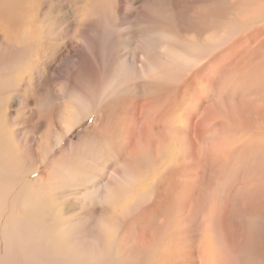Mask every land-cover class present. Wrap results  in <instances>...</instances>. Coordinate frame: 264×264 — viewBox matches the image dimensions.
I'll return each mask as SVG.
<instances>
[{
    "label": "rangeland",
    "instance_id": "rangeland-1",
    "mask_svg": "<svg viewBox=\"0 0 264 264\" xmlns=\"http://www.w3.org/2000/svg\"><path fill=\"white\" fill-rule=\"evenodd\" d=\"M263 36L264 0H0V167L16 187H35L22 204L16 196L10 205L0 201V264H139L141 248L152 244L148 264H202L187 259L188 251L198 258L208 235L202 198L181 220L178 186L190 181L194 194L235 206L241 196L221 194L236 190L249 170L264 172V145L229 132L221 157L198 150V160L186 163L178 133L195 108L194 93L231 107L229 117L253 115L252 98L264 95ZM208 136L217 137L216 126ZM128 139H136L144 161L153 160L148 176L132 168L141 163L124 150ZM151 142L162 144L156 159ZM219 160L227 167L221 176ZM242 213L232 218L244 231L240 257L248 262L264 211ZM51 224L65 237L48 251L40 243Z\"/></svg>",
    "mask_w": 264,
    "mask_h": 264
},
{
    "label": "bare ground",
    "instance_id": "bare-ground-1",
    "mask_svg": "<svg viewBox=\"0 0 264 264\" xmlns=\"http://www.w3.org/2000/svg\"><path fill=\"white\" fill-rule=\"evenodd\" d=\"M227 7V6H226ZM230 7V6H229ZM219 14V13H218ZM262 20V19H261ZM15 25V24H14ZM239 25V24H238ZM248 26V25H247ZM255 26V25H254ZM253 27V25H252ZM259 27V26H258ZM249 29V27H248ZM187 30V29H186ZM258 34V33H257ZM253 35V34H252ZM246 36H244L245 38ZM264 37V36H263ZM243 37H241L242 39ZM243 38V39H244ZM249 38V37H247ZM233 41V40H232ZM245 41V40H244ZM228 42V41H227ZM257 42V41H256ZM260 42V41H259ZM235 43V42H234ZM246 43V42H245ZM233 44V43H232ZM240 44V43H239ZM210 45V44H209ZM238 45V44H237ZM237 45L235 48H237ZM242 45V44H241ZM256 45V44H255ZM212 46V45H211ZM227 46V45H226ZM263 46V45H262ZM219 47V46H218ZM257 47V46H256ZM212 48V47H211ZM234 48V49H235ZM229 49V48H228ZM226 49V50H228ZM231 49V48H230ZM232 48V50H234ZM219 50V49H218ZM237 50V49H236ZM233 52V51H232ZM243 52V51H242ZM257 52V51H256ZM250 55V54H249ZM204 57V56H203ZM212 59V58H211ZM214 60V59H213ZM206 62V61H205ZM212 62V61H210ZM209 62V63H210ZM215 63V62H214ZM216 65V64H215ZM220 65V64H218ZM247 65V64H246ZM243 67V66H242ZM240 69V68H239ZM248 72V71H247ZM190 73V72H189ZM222 73V72H221ZM204 75V74H203ZM204 77V76H202ZM241 78V77H240ZM254 79V78H253ZM248 80V79H247ZM249 81V80H248ZM209 81H206L208 83ZM261 85V84H260ZM262 86V85H261ZM206 89V88H205ZM261 90V89H260ZM259 93V92H258ZM195 97V108L190 110L187 113V127L186 130L180 129V132L178 133V140L182 144L183 147V155L188 154V156H185L186 163H195L198 158H197V151L201 150L203 152L209 151V149L213 150L215 149L217 155L216 157H221V150L220 148H226L229 147V142L225 144L224 146H220L221 143V138L225 135V133L233 132L237 133L239 131V137H246L244 141H249L253 140L254 142H260L264 145V95H258L257 92L256 94L258 95L257 98H252V102H255V104H250L251 105H256L255 108L250 109L253 112V115L248 116L247 118H234V117H229L228 111H232L233 109H230L231 107H225L222 108L220 102L211 105V104H206L205 101L201 100L198 97V93ZM260 94V93H259ZM229 97V96H228ZM234 98V97H233ZM164 101L163 99H161ZM251 98L249 99L248 102L252 103ZM247 101V100H245ZM245 101L243 103H245ZM165 102V101H164ZM163 102V104H164ZM242 103V104H243ZM247 103V102H246ZM166 104V102H165ZM164 104V105H165ZM241 104V105H242ZM249 104V103H248ZM240 105V104H239ZM245 105V104H243ZM241 106L240 108L244 111L243 107ZM237 106V105H236ZM145 112L150 115L152 113V110L148 106V104L143 105ZM165 107V106H164ZM155 109V108H154ZM239 108H237L238 110ZM240 109V110H241ZM162 110V109H161ZM160 109L155 112H160ZM241 110V111H242ZM248 110V109H247ZM245 114H247L245 112ZM77 115V114H76ZM244 115V114H243ZM136 116V115H135ZM65 117V116H64ZM129 121H131V117ZM70 119V118H69ZM134 119V118H133ZM73 120V119H72ZM78 121V120H77ZM71 122V121H70ZM128 123V122H127ZM139 123V122H138ZM66 124V123H65ZM130 124V123H129ZM68 125V124H66ZM162 125V124H161ZM128 126V125H127ZM155 128L162 129L159 124L153 125ZM212 126H216L217 128V137L211 138L208 136V133L211 129ZM73 129V128H72ZM71 129V131H72ZM123 130V129H122ZM128 130V129H127ZM126 130V131H127ZM68 131V130H67ZM178 131V130H177ZM189 131L193 132V136L189 134ZM195 132V133H194ZM64 133V132H62ZM158 133V132H157ZM155 133V134H157ZM232 133V134H233ZM59 134V133H58ZM126 134V133H125ZM163 135V134H162ZM238 135V134H237ZM59 137V135H58ZM150 135L146 134L145 140L149 139ZM152 137V136H151ZM165 138V136H164ZM63 139V138H62ZM163 139V138H162ZM161 139V140H162ZM230 139V138H229ZM156 139L154 138L155 141ZM160 140V141H161ZM59 141V138H58ZM129 143L127 144V147H125L124 150L127 152L131 153V160L133 162H140L141 164H132V168H138L139 169V174L142 176L147 175V165L149 162H153V160H146L144 161V155L141 157V155H137L135 151L136 148V139H128ZM139 142V140H137ZM142 142V141H140ZM166 142V141H165ZM171 142V141H170ZM174 142V141H173ZM172 142V143H173ZM233 142V141H231ZM251 142V141H250ZM252 143V142H251ZM170 144V143H169ZM168 144V145H169ZM222 144V143H221ZM248 144V143H247ZM143 146L147 147V144H141ZM161 143L154 144V142H151L148 144V150L150 154V158H157L158 155H160L161 151ZM218 146V147H217ZM41 147V146H40ZM258 147V146H257ZM52 148V147H51ZM172 148V147H171ZM49 149V148H48ZM50 150V149H49ZM147 150V151H148ZM210 150V151H211ZM227 151V148L225 149ZM47 152V151H46ZM126 152V153H127ZM166 152V151H165ZM124 153V152H123ZM125 153V154H126ZM207 153V152H206ZM146 154V153H145ZM249 154V153H248ZM148 155V154H147ZM146 155V157H147ZM166 155V154H165ZM261 155V154H260ZM47 155H45L46 157ZM124 156V155H123ZM208 156V155H207ZM251 156V155H250ZM129 157V155H128ZM145 157V158H146ZM245 157V156H243ZM254 157V156H253ZM166 158V156H165ZM164 158V159H165ZM147 159H149L147 157ZM259 159V158H258ZM158 160V159H157ZM161 160V159H160ZM237 160V159H236ZM159 161V160H158ZM200 161V160H199ZM241 161V159H240ZM249 161V160H248ZM262 161V160H261ZM157 162V161H156ZM242 162V161H241ZM244 162V160H243ZM242 162V164H243ZM264 163V162H262ZM128 164V163H127ZM164 164V162H163ZM226 162H223V160L218 161V168H219V174L222 175L223 172H226L227 167L225 166ZM259 165L261 163H258ZM145 165V167H144ZM186 165V164H185ZM162 166V165H161ZM160 166V167H161ZM189 166V164H188ZM243 166V165H242ZM241 166V167H242ZM245 166V165H244ZM243 166V167H244ZM255 166V165H254ZM156 167V166H155ZM167 167V166H166ZM242 167V169H243ZM188 168V167H187ZM234 168V167H233ZM262 168V166H261ZM23 169V168H22ZM167 169V168H165ZM256 170V169H255ZM260 170V168H259ZM169 171V170H168ZM243 171V170H242ZM264 171V169H263ZM262 171V172H263ZM149 172V171H148ZM167 172V171H166ZM246 172V171H245ZM8 172L6 170V167L1 168L0 167V178L3 179L6 183H0V201L4 199L3 202L10 203L8 202L9 199H12L16 196V199L14 198L15 203L17 204H22L26 199L29 200L30 193L29 195L26 194L27 192L31 190H35V187L33 189V186H29L28 184H19L17 187L15 186V183H10V176H7ZM158 174V173H157ZM224 174V173H223ZM242 174V173H241ZM241 174H239L241 176ZM220 175V176H221ZM245 179L243 182L240 181V184H237V188L235 187L236 190H230L226 189L227 191L225 194H221L223 191H221V195L225 196L227 200L233 196H241V200L238 198V203L237 208L232 204H230L228 201L225 202V204H219L216 200L217 197H203L202 195H196L194 194L193 191V183L190 181H184L178 186L177 190L179 193L178 196V207H177V214L179 215L181 220H186L189 219L192 214L189 211L192 209V206L194 202L197 199H201L200 201V206L202 208V221L205 225V228L202 231V234L204 235L205 232L208 231V235L205 236L200 244L199 248V256L198 258L193 256L192 254H189V251L187 253V259L188 261H191L195 263L197 260H199L202 264H264V220L262 223L258 226V229L254 231L253 234V240L252 242L247 246V252L249 253V260L248 262H243L240 257V252L241 248L244 243V231H242L239 223H237L235 220H233V212H243L245 214L252 212L254 207L257 208L258 211H264V172L259 173L253 170H249L246 174ZM17 176V175H16ZM41 176V175H40ZM148 176V175H147ZM243 177V175H242ZM84 178V177H83ZM148 178V177H147ZM146 178V179H147ZM151 178V177H150ZM2 180V181H3ZM138 180V179H137ZM222 180V179H221ZM224 180V179H223ZM153 181V180H152ZM40 182V181H39ZM227 182V181H226ZM142 184V182H141ZM148 184V183H146ZM151 184V183H150ZM31 185V184H30ZM155 185V183H154ZM153 185V186H154ZM9 186V187H8ZM15 187L12 189V187ZM157 186V185H156ZM155 188V186H154ZM231 188V187H230ZM233 188V187H232ZM137 189V188H136ZM152 190L153 187L151 188ZM220 189V188H219ZM38 190V189H37ZM222 190V189H221ZM39 191V190H38ZM10 192H14L15 194H12ZM36 193V192H35ZM145 193V192H143ZM38 194V193H37ZM118 196L117 193H113ZM35 195V194H34ZM36 196V195H35ZM217 196V195H216ZM137 197V196H136ZM222 197V196H221ZM242 197L243 200H242ZM93 198V197H92ZM132 198V197H131ZM220 198V197H219ZM235 198V197H234ZM36 199V198H35ZM41 199V198H40ZM209 199L212 201V204H209L208 201H204ZM222 199V198H221ZM55 200V199H54ZM127 200V199H125ZM225 201V199H224ZM233 201V200H232ZM235 201V200H234ZM129 202V201H128ZM208 203V205H206ZM221 203V202H220ZM235 203V202H234ZM3 204V203H2ZM12 204V203H11ZM44 204V203H43ZM46 204V203H45ZM110 204V203H109ZM48 205V204H47ZM117 205V199H113L111 203L112 206ZM119 205V204H118ZM124 205V204H123ZM53 206V205H52ZM108 206V205H107ZM23 207V206H22ZM54 207V206H53ZM40 208V207H39ZM50 209V208H49ZM118 209V208H117ZM237 209V210H236ZM41 210V209H40ZM54 211V210H52ZM115 209L113 210V212ZM46 212V211H45ZM44 212V213H45ZM55 212V211H54ZM125 212L124 210H120L118 213V219L122 222L125 221ZM232 212V213H231ZM254 212V211H253ZM194 213V212H193ZM242 213V214H243ZM256 213V212H255ZM46 214V213H45ZM52 214V213H50ZM56 214V213H55ZM29 215V214H28ZM197 215V214H196ZM200 215V213H199ZM58 216V215H56ZM7 218V217H6ZM22 218V217H21ZM1 219V218H0ZM28 219V218H27ZM43 219V218H42ZM55 219V218H54ZM179 219V218H178ZM235 219V218H234ZM253 219V218H252ZM250 219V220H252ZM14 220V219H13ZM48 220V219H47ZM19 221V220H18ZM39 221V220H38ZM45 221V220H44ZM55 221V220H54ZM112 222V220H110ZM170 219L165 220L162 223V227L160 228V232H158L157 236V243L160 242L162 244L165 240V233L167 232L168 226ZM193 221V220H192ZM243 221V220H242ZM5 222V221H4ZM12 222V221H11ZM15 222V221H14ZM30 222V221H29ZM33 222V221H32ZM37 222V221H36ZM251 222V221H250ZM18 223V222H17ZM31 223V222H30ZM55 223V222H54ZM181 223V222H180ZM32 224V223H31ZM53 224V223H52ZM51 224V227H45L42 231L41 234V247L44 248L45 250L48 251H53L56 246L63 244V239L64 235L61 231H57L54 226ZM201 224V223H200ZM246 224V223H245ZM4 225V224H3ZM8 225V224H7ZM55 225V224H54ZM249 225V224H248ZM36 226V225H35ZM108 226V225H107ZM250 226V225H249ZM2 227V226H1ZM30 227V226H29ZM170 227V226H169ZM180 227V226H179ZM172 228V227H171ZM2 228H0L1 230ZM23 229V228H22ZM32 229V228H31ZM170 229V228H169ZM176 229V228H172ZM19 230V229H18ZM2 231V230H1ZM21 231V230H20ZM31 232H34V230H30ZM12 232V231H11ZM16 232V231H15ZM3 233V232H2ZM57 233H60L62 235V239H59L57 237ZM9 234V233H7ZM12 234V233H11ZM9 234V235H11ZM26 234V233H25ZM18 235V234H16ZM29 236V235H28ZM31 236V235H30ZM171 236V235H170ZM9 237V236H8ZM11 237V236H10ZM18 238V237H17ZM27 238V237H26ZM36 240L37 238L34 237ZM9 239V238H8ZM7 239V240H8ZM5 240V239H4ZM23 240V239H22ZM19 241V240H18ZM1 242V241H0ZM25 242V240H24ZM156 242V240H154ZM13 244V243H12ZM38 244V242H37ZM156 245V244H155ZM154 244L151 246H146L141 248V255L142 259L139 264H148V258L147 256L150 255V261L151 257L153 254V249H154ZM158 245V244H157ZM35 246V245H34ZM33 246V247H34ZM28 247V246H27ZM30 247V246H29ZM107 247H111V245H107ZM16 248V247H15ZM35 248V247H34ZM67 248V247H66ZM65 248V250H66ZM24 249V248H23ZM69 249V248H68ZM19 250V249H18ZM33 250V248H32ZM70 250V249H69ZM73 250V249H72ZM108 250V249H107ZM184 251V250H183ZM182 251V252H183ZM70 252V251H69ZM116 252V251H115ZM44 253V252H43ZM67 253V251L65 252ZM165 253V252H164ZM27 254V253H26ZM63 254V253H62ZM68 254V253H67ZM163 254V253H162ZM16 255V254H15ZM115 255V254H114ZM189 255V256H188ZM114 258V257H113ZM115 259V258H114ZM113 259V260H114ZM244 259V258H243ZM170 262V261H169ZM108 263V262H107ZM112 264H115V260L111 262Z\"/></svg>",
    "mask_w": 264,
    "mask_h": 264
}]
</instances>
